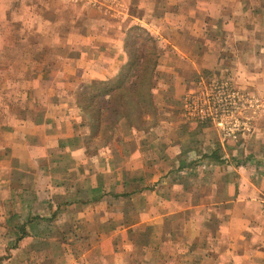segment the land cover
<instances>
[{
  "label": "crops",
  "instance_id": "obj_1",
  "mask_svg": "<svg viewBox=\"0 0 264 264\" xmlns=\"http://www.w3.org/2000/svg\"><path fill=\"white\" fill-rule=\"evenodd\" d=\"M130 1L0 0V264H264V169L177 112L201 77L264 94V0ZM136 22L153 114L94 134L76 94L120 73Z\"/></svg>",
  "mask_w": 264,
  "mask_h": 264
},
{
  "label": "trees",
  "instance_id": "obj_2",
  "mask_svg": "<svg viewBox=\"0 0 264 264\" xmlns=\"http://www.w3.org/2000/svg\"><path fill=\"white\" fill-rule=\"evenodd\" d=\"M153 48L140 50L134 42L126 40L127 61L119 74L93 84L82 85L76 94V102L94 122L93 133L103 117L110 129L120 120L140 125L144 117L153 114L154 76L158 65V49L152 37Z\"/></svg>",
  "mask_w": 264,
  "mask_h": 264
},
{
  "label": "built area",
  "instance_id": "obj_3",
  "mask_svg": "<svg viewBox=\"0 0 264 264\" xmlns=\"http://www.w3.org/2000/svg\"><path fill=\"white\" fill-rule=\"evenodd\" d=\"M99 12L113 10L117 0H69ZM258 100L238 88L231 79L219 76L201 77L182 99L183 115L213 125L226 138H237L251 130L246 117Z\"/></svg>",
  "mask_w": 264,
  "mask_h": 264
},
{
  "label": "rangeland",
  "instance_id": "obj_4",
  "mask_svg": "<svg viewBox=\"0 0 264 264\" xmlns=\"http://www.w3.org/2000/svg\"><path fill=\"white\" fill-rule=\"evenodd\" d=\"M62 2L64 4H71L69 0H62ZM130 3H131V1L129 2V0H127V4H130ZM141 6H142V10H143V5H141ZM115 7H117V6L115 5ZM128 8H130V7H128ZM84 11L85 10H82L83 13H84ZM110 11H111L110 13L112 15H114V12H116L114 10H110ZM137 13H142V11H137ZM107 15H110V14H107ZM142 25H141V23H138V22L133 24L130 32L128 33L127 40L130 42L133 41L134 44L140 50H143V49L145 50L146 48L147 49L153 48V44L149 40V34H148L149 32H147L143 28ZM126 55L128 58L127 52H126ZM186 86L189 87V85H186ZM25 87L27 89H29L28 88L29 83H27ZM190 90H192V89H190ZM244 91H246L247 93H250L256 100H258V103L260 106L257 109H256V107H254L253 109H251L249 111V113H246V117L250 118L249 122L251 125V130L247 131L244 134H241L236 139L224 137L219 131H217V129L213 125L185 117L183 115V112H182V102H181V99H183L182 98L183 95H181V99L179 98V95L183 93V89L177 88V93L179 95H176L173 98L175 100L180 99L179 105H177L178 106L177 112L180 113L183 118L189 120V122H192V123H198L201 125L203 124L208 129V131H206V133H204L205 136L207 135L209 139H213L215 137V138L220 140V142L222 143L221 149L223 150V151H221V156L223 154V160L224 161H229L230 159L227 160L228 157H230L231 159L234 157V156L233 157L230 156L231 153H232V155L235 153L236 159H238V161L244 160V159H246V161H247L248 158H250L249 156H252L251 159L248 160V167H250L252 169H257V168L258 169L259 168L264 169V164H263V162H264V94H260V93L254 92V91L253 92L247 91V90H244ZM14 93H15V90L13 91L12 95ZM9 95H11V94H9ZM101 120H103V125H105L106 122H108L110 119L107 121L102 116ZM104 131H105V133H107V129L104 128ZM103 139L106 140L107 135H105V137ZM246 140L248 141L247 143H245ZM199 147L201 148L200 151H205L206 149H208V147H211V145L210 144H201V145H199ZM227 148L230 149L231 153L229 152V149H227ZM224 149H226L225 151L227 152V156L224 153ZM239 153H242V154H239ZM236 163H238V162L236 161ZM262 212L264 214V197L262 198Z\"/></svg>",
  "mask_w": 264,
  "mask_h": 264
}]
</instances>
